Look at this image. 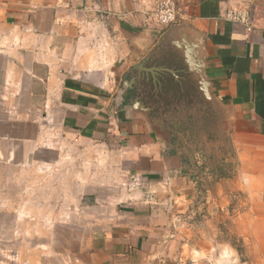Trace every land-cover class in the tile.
<instances>
[{
    "label": "crops",
    "instance_id": "crops-1",
    "mask_svg": "<svg viewBox=\"0 0 264 264\" xmlns=\"http://www.w3.org/2000/svg\"><path fill=\"white\" fill-rule=\"evenodd\" d=\"M159 1L0 0V159L25 155L31 168L53 131L102 152L92 196L77 180L74 208L58 206L56 224L78 241L66 264H264V0H176L168 28L148 20ZM230 9L249 12L251 33L223 19ZM211 124L232 151L218 161ZM113 175L138 192L103 184ZM196 177L201 227L176 219L194 204ZM15 202L0 224L18 225Z\"/></svg>",
    "mask_w": 264,
    "mask_h": 264
},
{
    "label": "rangeland",
    "instance_id": "rangeland-1",
    "mask_svg": "<svg viewBox=\"0 0 264 264\" xmlns=\"http://www.w3.org/2000/svg\"><path fill=\"white\" fill-rule=\"evenodd\" d=\"M31 115L41 118L42 113ZM199 126L203 127L202 124ZM204 130L206 138L208 135L206 126ZM210 132H212L210 136L212 143L206 148L208 154L216 161L229 157L232 151L229 144H226L224 127L211 124ZM55 133L52 132L47 146L37 152L38 160L31 168L27 164L25 155L19 161H11L6 156L0 159V165L2 164L0 185L3 186V189H0L3 190L2 193L0 192V212L2 208L9 212L6 208L10 206L11 199L17 201L15 203L19 212L18 225L0 224V264H66L68 257L77 251L78 241L73 235L75 227L56 224L59 220L58 216H63L66 211L65 208L61 209V206L58 209V206L74 208L76 201L74 202L70 197L72 195L74 198L76 193L74 191L70 193V190L76 187L77 180H83V195L92 196L89 193L91 182L95 183L103 179L98 171L105 166L104 156L97 149L83 150L79 146H67L61 142V137L57 134L53 138ZM202 138L203 134L199 135V139ZM224 140L225 146L219 148L217 141ZM9 149V147L3 148L4 151ZM64 152L68 154L65 160H55L54 154ZM106 182H110L114 187H120L121 190L125 189L126 193L138 192L135 190L138 188V183L131 177L125 179L123 176L120 178L113 175L104 178L103 184ZM140 185L142 184L139 183ZM60 187L63 191H60ZM2 218L5 220V217ZM227 241L236 248L242 249L240 242L231 233L227 235Z\"/></svg>",
    "mask_w": 264,
    "mask_h": 264
},
{
    "label": "built area",
    "instance_id": "built-area-1",
    "mask_svg": "<svg viewBox=\"0 0 264 264\" xmlns=\"http://www.w3.org/2000/svg\"><path fill=\"white\" fill-rule=\"evenodd\" d=\"M178 5L176 0H160L150 11L148 20L155 26L168 28L178 22ZM223 19L234 24H240L246 27L248 33L253 31L251 24V16L246 10L230 9L227 10ZM200 167L203 169L204 163L200 160ZM202 179L196 177L195 185V201L192 208L187 214L176 217L177 222L182 225L201 227L208 218L207 201L204 189L201 187ZM237 199V198H236ZM235 199V200H236ZM238 200V199H237ZM238 208H234L237 211Z\"/></svg>",
    "mask_w": 264,
    "mask_h": 264
},
{
    "label": "water",
    "instance_id": "water-1",
    "mask_svg": "<svg viewBox=\"0 0 264 264\" xmlns=\"http://www.w3.org/2000/svg\"><path fill=\"white\" fill-rule=\"evenodd\" d=\"M186 59H187L189 66L192 69H194V72H198L199 71V65L196 63L194 51L192 49L187 50Z\"/></svg>",
    "mask_w": 264,
    "mask_h": 264
},
{
    "label": "trees",
    "instance_id": "trees-1",
    "mask_svg": "<svg viewBox=\"0 0 264 264\" xmlns=\"http://www.w3.org/2000/svg\"><path fill=\"white\" fill-rule=\"evenodd\" d=\"M237 249H238V251H240V252L242 251V250H240L239 248H237Z\"/></svg>",
    "mask_w": 264,
    "mask_h": 264
}]
</instances>
